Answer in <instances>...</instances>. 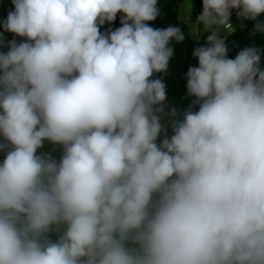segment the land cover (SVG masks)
Returning a JSON list of instances; mask_svg holds the SVG:
<instances>
[{
	"label": "clouds",
	"instance_id": "1",
	"mask_svg": "<svg viewBox=\"0 0 264 264\" xmlns=\"http://www.w3.org/2000/svg\"><path fill=\"white\" fill-rule=\"evenodd\" d=\"M10 2L0 264H264V46L218 34L264 0H202L179 107L159 0Z\"/></svg>",
	"mask_w": 264,
	"mask_h": 264
},
{
	"label": "trees",
	"instance_id": "2",
	"mask_svg": "<svg viewBox=\"0 0 264 264\" xmlns=\"http://www.w3.org/2000/svg\"><path fill=\"white\" fill-rule=\"evenodd\" d=\"M185 1L186 0H159V7L161 8L162 15L158 17L152 25L159 28H164L168 25H178L183 28L186 36L185 41L180 44H175L173 42L175 47V56L170 64V74L166 78L169 100L174 102L178 107L184 106L188 103V101L183 98L186 91V82L183 79V76L189 65H195L197 63V61L191 56L192 49L199 41L200 43L204 42L202 40L193 39L190 34L188 24L180 18L181 5ZM9 8H11L10 0H0V18L6 17ZM201 8L202 0H193L194 17L200 13ZM230 24L235 27V31L226 37L230 48V57H234L236 51L239 49L252 45L253 43L256 47L264 46V34H257L254 37L249 36L253 27L252 21H238L235 13H233ZM241 24L245 25V27L239 28L238 25ZM225 26L226 25L222 27ZM8 38L11 39L10 36ZM232 41L236 42V48L232 47ZM1 158L2 157H0V159Z\"/></svg>",
	"mask_w": 264,
	"mask_h": 264
},
{
	"label": "rangeland",
	"instance_id": "3",
	"mask_svg": "<svg viewBox=\"0 0 264 264\" xmlns=\"http://www.w3.org/2000/svg\"><path fill=\"white\" fill-rule=\"evenodd\" d=\"M180 18L188 24L192 38L199 40V36L197 34L198 26L194 24L195 17L193 13V0H186L181 5Z\"/></svg>",
	"mask_w": 264,
	"mask_h": 264
},
{
	"label": "crops",
	"instance_id": "4",
	"mask_svg": "<svg viewBox=\"0 0 264 264\" xmlns=\"http://www.w3.org/2000/svg\"><path fill=\"white\" fill-rule=\"evenodd\" d=\"M202 27L203 26H201L200 28L202 29ZM197 34L199 36V40L204 41L206 39V36L210 33H202L198 27ZM218 34L226 38L228 36V31L224 27H222L221 29H219Z\"/></svg>",
	"mask_w": 264,
	"mask_h": 264
},
{
	"label": "built area",
	"instance_id": "5",
	"mask_svg": "<svg viewBox=\"0 0 264 264\" xmlns=\"http://www.w3.org/2000/svg\"><path fill=\"white\" fill-rule=\"evenodd\" d=\"M226 29L228 30L229 33H232L234 31V28L231 24L226 25Z\"/></svg>",
	"mask_w": 264,
	"mask_h": 264
}]
</instances>
